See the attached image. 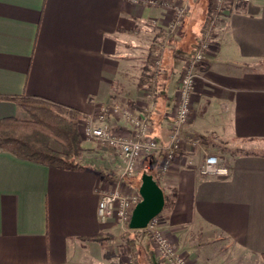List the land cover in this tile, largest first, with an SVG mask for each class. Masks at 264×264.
<instances>
[{
  "label": "crops",
  "instance_id": "1",
  "mask_svg": "<svg viewBox=\"0 0 264 264\" xmlns=\"http://www.w3.org/2000/svg\"><path fill=\"white\" fill-rule=\"evenodd\" d=\"M207 3L189 0L186 18L169 33L173 10L164 4L0 0V120L29 119L10 97H45L82 120L121 102L145 116L151 136L166 143ZM156 54L159 79L149 89L140 81ZM128 75H135L134 104L122 97ZM124 123L109 114L110 126L126 130ZM185 133L198 134L204 146L181 149L167 174L157 173L158 157L141 161L142 170L160 176L168 197L163 230L190 264H226L236 252L263 264L264 0H252L244 12L230 7L220 18ZM82 146V168L73 170L0 152V264H108L106 246L87 239L117 227L101 222L98 206L101 192L116 186L123 158L102 143ZM204 151L226 159L227 176L202 174ZM142 244L139 235L136 264H166L151 242L149 249Z\"/></svg>",
  "mask_w": 264,
  "mask_h": 264
},
{
  "label": "built area",
  "instance_id": "2",
  "mask_svg": "<svg viewBox=\"0 0 264 264\" xmlns=\"http://www.w3.org/2000/svg\"><path fill=\"white\" fill-rule=\"evenodd\" d=\"M135 4L155 5L156 0H131ZM250 0H214L212 11L204 20L201 40L193 55L187 60L182 71L178 88V101L171 133L166 143L161 144L151 136V126L145 116L139 115L135 109L125 103L112 106L104 105L95 114L89 115L80 123L84 141L102 143L118 150L123 158V165L118 175L117 184L113 189L103 190L100 194L98 215L102 223L114 221L121 230L132 231L129 223L135 207L142 198L139 189L130 185L141 169L143 158L158 157L157 173L167 174L173 166L181 149H198L204 145L196 133H185L192 115L193 98L201 70L208 63V54L220 18L232 7L234 11L244 12V4ZM174 18L168 25V32L174 33L186 18L187 5H174ZM158 68L162 62L159 57L153 59ZM150 98L153 95H149ZM113 113L115 118L124 121L126 130H119L108 124V116ZM125 134H124V133ZM204 175L227 176V161L220 155L204 151V163L201 168ZM160 215L153 218L146 229L157 255L166 264H189L184 255L175 248L169 235L162 228Z\"/></svg>",
  "mask_w": 264,
  "mask_h": 264
},
{
  "label": "trees",
  "instance_id": "3",
  "mask_svg": "<svg viewBox=\"0 0 264 264\" xmlns=\"http://www.w3.org/2000/svg\"><path fill=\"white\" fill-rule=\"evenodd\" d=\"M157 69L155 65L145 67L147 73L140 81L141 86L147 85L149 89L157 88L159 79ZM8 99L17 103L28 114L29 119L4 118L0 120V152L10 153L17 158L57 169L82 168L78 159L83 152L84 140L79 124L84 116L80 112L41 96H21ZM53 142L65 151L55 149L52 146ZM145 171L148 172V170ZM165 200L166 207L168 202L166 195ZM131 236L127 234L126 238L135 250L137 263V238H131ZM109 238L105 234H100L87 240L99 242L105 247V241Z\"/></svg>",
  "mask_w": 264,
  "mask_h": 264
},
{
  "label": "rangeland",
  "instance_id": "4",
  "mask_svg": "<svg viewBox=\"0 0 264 264\" xmlns=\"http://www.w3.org/2000/svg\"><path fill=\"white\" fill-rule=\"evenodd\" d=\"M156 1H157V4H155V5H159V4H164L165 6L169 5V7H171L172 10H173L174 5L176 6V5H179V4L187 5L188 8H189V4H188L189 0H156ZM213 1L214 0H206V3L208 2L207 6H209V9H208L209 12L208 13H210V11H212ZM251 1L252 0H250V2ZM250 2L245 3L244 7H245V5L249 4ZM191 9L194 12V7L193 6L191 7ZM198 13L199 12L195 13V16H197ZM173 18H174V10H173L172 19ZM172 19L170 20V22L172 21ZM134 73H135V69H134ZM131 76H133V77L131 78ZM124 83H125V87H124V94H123L122 97L124 99H128L131 103L134 104L135 103V75L126 76ZM129 92H131V94L127 95ZM81 125L82 124L80 123L79 127L81 128V131H82ZM80 133H82V132H80ZM82 137H83V135H82ZM88 142L94 143L93 141H88ZM52 146L55 149H57V150L65 151L62 147H60L58 144H56L54 142L52 143ZM219 146H220L221 150H224L225 145L219 144ZM210 154H212V153H210ZM143 173H144V170H142V169L138 170L136 177L133 178L134 179L133 180L134 185H135V178H136V184L138 186H140L141 177H142ZM151 174L155 177L156 181L159 183L160 176L158 174H156V173H153V172ZM162 214H163V212L160 214V218H161V220L163 222V215ZM144 232L146 233V231H144V230L142 232L133 231V230L132 231H124V230H121L119 227H116V228H114L113 232H110L109 234H106L107 236L110 237L109 239H107L105 241V246H106L105 250L106 251H105V254H104V255H106L105 260L109 261L108 264H136L135 250L133 249V247L130 244V242H128V239L126 238V236H127V234H131L132 235L131 238H135V237L137 238L140 235V239L143 240L144 244H146V245L142 244V247H145L146 249H149V245H150L151 239L149 238L147 233H146V235H144ZM151 244H152V242H151ZM109 245H111L110 249H109ZM152 246H153V244H152ZM153 249H154V246H153ZM154 251H155V249H154ZM155 253H156V251H155ZM185 258L188 260V258L186 256H185ZM222 258L224 259L223 255L221 254V260H223ZM159 259H160V257H159ZM225 263L226 264H259L258 262H254L253 259L245 257L244 255H242V254H240L238 252H236L235 254L232 255V258H230V262L229 263H227V262H225ZM218 264H221V263L219 262ZM260 264H262V263H260ZM263 264H264V262H263Z\"/></svg>",
  "mask_w": 264,
  "mask_h": 264
},
{
  "label": "water",
  "instance_id": "5",
  "mask_svg": "<svg viewBox=\"0 0 264 264\" xmlns=\"http://www.w3.org/2000/svg\"><path fill=\"white\" fill-rule=\"evenodd\" d=\"M141 202L135 207L129 228L133 231H141L147 228L149 222L159 216L165 207V193L155 177L144 172L139 186Z\"/></svg>",
  "mask_w": 264,
  "mask_h": 264
}]
</instances>
